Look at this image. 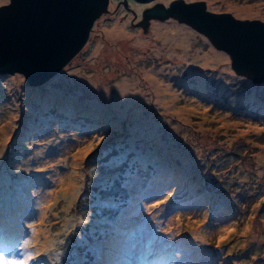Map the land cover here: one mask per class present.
I'll return each mask as SVG.
<instances>
[{
    "label": "rangeland",
    "instance_id": "obj_1",
    "mask_svg": "<svg viewBox=\"0 0 264 264\" xmlns=\"http://www.w3.org/2000/svg\"><path fill=\"white\" fill-rule=\"evenodd\" d=\"M186 1L264 21V0ZM158 2L171 0H111L89 55L43 84L0 74V234L24 231L7 260L133 264L163 242L160 264H264V83L187 24L138 26ZM181 188L205 192L178 200Z\"/></svg>",
    "mask_w": 264,
    "mask_h": 264
},
{
    "label": "water",
    "instance_id": "obj_2",
    "mask_svg": "<svg viewBox=\"0 0 264 264\" xmlns=\"http://www.w3.org/2000/svg\"><path fill=\"white\" fill-rule=\"evenodd\" d=\"M148 2L151 0H135ZM111 0H9L0 6V74L21 73L30 85L55 76L76 56L94 47L90 33L97 19L110 12ZM125 6L129 0H123ZM174 19L187 24L228 53L236 74L264 83V21L240 19L207 9L205 1L158 2L143 11L138 23ZM89 49L83 51L86 44Z\"/></svg>",
    "mask_w": 264,
    "mask_h": 264
},
{
    "label": "trees",
    "instance_id": "obj_3",
    "mask_svg": "<svg viewBox=\"0 0 264 264\" xmlns=\"http://www.w3.org/2000/svg\"><path fill=\"white\" fill-rule=\"evenodd\" d=\"M151 168H153L152 166H149L147 169H151ZM114 187L115 188H113V190L115 191V193H119V196H123L124 198H125V200L128 198V196H127V190H125V187L123 186V185H121V182L119 181L118 183H116L115 185H114ZM184 187V186H183ZM182 187V188H183ZM181 188V190H180V193H179V195H178V197H179V199L178 200H184V201H189L190 199H192V198H194V197H196V196H199V195H201V194H203V193H201V192H196L193 196H189V194H190V192L189 191H185V188L184 189H182ZM106 190H109V189H106ZM110 190H112V189H110ZM86 195L88 196V194L86 193ZM90 195V194H89ZM105 198V197H104ZM127 205V204H126ZM83 208H84V206L83 205H81ZM95 208H97V207H95ZM86 209L88 210V208L86 207ZM96 210V209H95ZM112 209H108V208H106V211H104V212H106V213H112ZM131 227H133L134 225H130ZM131 227H130V229H131ZM18 228H20V227H16V226H9V227H6V228H4L3 230H2V233H3V235L9 240V243H11L12 242V240H14L13 239V236H16V234H17V231H18ZM122 229H125L124 227L122 228ZM131 233V231L129 232V234ZM124 234V233H123ZM123 236V235H122ZM70 242L69 243H67L66 244V246L64 247V251L63 252H65L66 250H67V248H70ZM65 258V257H64ZM66 260V259H65ZM142 264H143V261H142ZM159 264V263H158Z\"/></svg>",
    "mask_w": 264,
    "mask_h": 264
},
{
    "label": "bare ground",
    "instance_id": "obj_4",
    "mask_svg": "<svg viewBox=\"0 0 264 264\" xmlns=\"http://www.w3.org/2000/svg\"><path fill=\"white\" fill-rule=\"evenodd\" d=\"M248 11V10H247ZM123 28V25L116 24L113 29L111 30L113 33L116 31H120ZM123 34V33H122ZM78 162H75V165H77ZM40 230V231H39ZM34 235L35 240L37 241V244L35 245V250L39 251L44 249V251L48 252L50 251V247L52 244V237L50 233L45 228H40ZM20 245V244H18Z\"/></svg>",
    "mask_w": 264,
    "mask_h": 264
},
{
    "label": "snow or ice",
    "instance_id": "obj_5",
    "mask_svg": "<svg viewBox=\"0 0 264 264\" xmlns=\"http://www.w3.org/2000/svg\"><path fill=\"white\" fill-rule=\"evenodd\" d=\"M29 259L31 258L22 260H7L3 255H0V264H28Z\"/></svg>",
    "mask_w": 264,
    "mask_h": 264
}]
</instances>
